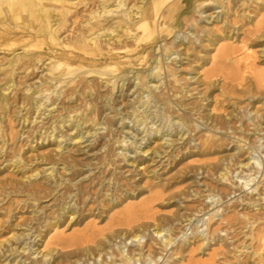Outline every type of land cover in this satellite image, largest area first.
Here are the masks:
<instances>
[{
    "label": "bare ground",
    "instance_id": "bare-ground-1",
    "mask_svg": "<svg viewBox=\"0 0 264 264\" xmlns=\"http://www.w3.org/2000/svg\"><path fill=\"white\" fill-rule=\"evenodd\" d=\"M235 2L256 6L257 13L243 12L242 17L262 31L256 46L262 47L264 56V0H0V169L6 161L3 172L21 175L19 180L0 179V204L12 199L7 214L0 213L4 218L0 238L13 233L0 241V264H139L142 260L149 264L158 256L157 249L172 251L170 258L184 259L205 245L212 248L210 239L215 241L217 234L232 229L241 217L253 226L248 213L232 207L224 216L225 210L217 207L199 221L206 238L198 236L176 246L177 235L169 228L181 220L182 211H192L183 215L191 221L187 218L193 210L173 200L182 196L186 200L192 187L195 196L213 200L218 185L229 190L235 184L264 200V180H258L264 176V156L260 155L264 143L248 142V125L237 140L215 132L228 131L231 123L238 122H234L236 111L251 105L237 100L238 93L259 96L257 103L262 107L249 111L254 112L253 131H258L261 118L264 124V68H256L257 53L249 51L237 59L231 47L236 41L226 43L233 39L229 30L233 27L230 18L237 14ZM210 10L215 12L205 16ZM214 24L226 29L211 33ZM191 27L197 41L210 42L206 59L190 68L199 75L211 63L198 79L202 93L198 88L189 91L188 81L194 77L187 80V68L179 73L176 67V54L188 60L201 57L202 51L185 41ZM248 73H254L256 93L251 86L240 89ZM122 105L125 112H121ZM229 107L232 110L226 114ZM175 115L180 122L172 119ZM199 121L209 126L196 134L199 148L186 147L192 142L187 139L184 147L176 149V143L186 141L187 132L199 128L190 124ZM114 127L119 138L117 134L107 143ZM232 142L236 147L226 158L227 165L223 158L198 166L186 163L195 155L215 156L216 161V155ZM157 158L163 170L168 169L166 173L152 168ZM234 166L238 167L232 170ZM89 167L98 171L80 182ZM237 169L241 171L234 175ZM199 170L217 175L218 183L205 180L206 190L193 183L187 191L177 190L189 180L190 172L197 175ZM146 194L137 203L131 202ZM12 195L24 199L17 203ZM52 196V205L42 206ZM22 203L29 217L19 223L13 219ZM175 206L177 212L170 219L158 215L159 208ZM89 218L106 221V225L85 223ZM82 223L84 228L66 234V227ZM23 226L26 229L20 232ZM152 227L158 242L144 241ZM258 235L264 245V233ZM24 253L27 257L22 261ZM259 256L264 259V253Z\"/></svg>",
    "mask_w": 264,
    "mask_h": 264
},
{
    "label": "rangeland",
    "instance_id": "rangeland-1",
    "mask_svg": "<svg viewBox=\"0 0 264 264\" xmlns=\"http://www.w3.org/2000/svg\"><path fill=\"white\" fill-rule=\"evenodd\" d=\"M234 4H236V6L234 7V10L237 12V14H233L231 12V14H233L232 18H230V23H231V27L229 32L231 33V35L233 36L232 41H227L226 43H233V41H236L234 44H231V47L236 50V57L237 59L243 57L246 53H248L249 51H251L252 53L255 52L256 54V58H255V64H256V68H264V56L261 55V51H262V47H258L256 46L257 43L259 42L257 40V36H259L262 31H258L255 27L254 24L251 23V20L242 17V13L243 12H252V14L257 13L256 10V6H253L251 8H248L247 6H241L240 3L237 4V2H235ZM215 11L210 10L207 11L205 16H208L211 13H214ZM216 15V13H215ZM205 25H207V23H205ZM212 26V25H211ZM223 24H214L212 26L213 30H211L210 32L212 33V31L214 33H219L220 31H222L223 29L226 28H222ZM186 30V29H185ZM190 32V33H189ZM264 32V31H263ZM192 33H195V29L194 28H190L189 31L186 32V39L185 41H187V43H189L188 41H191V43L193 44V47L197 48L198 51H202L201 57H199V55H197L196 57L192 56L191 59H186V57L184 55H182L181 57H178V54H176V61L177 63V69L178 72L181 73L183 70V67L187 68V72L188 75L186 77L187 80H189L191 77H194L192 80H189L188 82L191 84V86L189 87V91H192L195 88H198L199 92H203L204 87L201 85V83L199 82L200 80H198L200 78V76H203L202 73H204V70H208L211 67V63L208 64L205 68L201 69V72H199V75H196V71L191 70V66H193V68H197L198 64H200L202 61L200 60H205L207 57V53L210 50L208 46V41L206 39V42L204 41L203 43L200 42V40L197 41V36L192 35ZM263 42V41H261ZM222 44H224V42H222ZM181 49H178V52H180ZM214 54H216L214 52ZM192 61H195L192 63ZM203 70V71H202ZM253 74L248 73L247 77L249 76L247 81L242 82V86L240 87V89H243V87H249L251 86L254 90V93H256V85L255 83H253ZM204 77H201V79H203ZM220 78V77H219ZM215 80V79H214ZM219 80V79H217ZM250 80V81H249ZM252 84V85H250ZM239 89V91H240ZM264 91V89L262 90ZM194 94L197 93V91L193 92ZM132 93H129V95L131 96ZM246 94V93H245ZM245 94L243 95L242 93H238V95H236L237 100L242 101L243 104L245 103H251L250 106L245 107V109H241V110H237L235 113V121L238 120V122L236 124H230V128L228 129V131L224 132V131H215L218 137L221 136H226V139H234L237 140L239 138V134H241L242 131L245 132V129L247 128V125L250 126L251 132L249 134V137L251 138L250 144L254 143L257 145H260L261 143H264V124H263V118H261V124L258 126V131H253L255 129V126H253V119L254 117V112L249 114V111H253L254 109H260L262 107V103H257L259 96H256L254 98H249L248 95ZM13 96V94L11 95V97ZM180 97V95H179ZM196 97V95L194 96V98ZM201 97V94L200 96ZM193 100V97H190ZM262 99V97H260ZM186 100H188V98H186ZM264 101V100H263ZM254 105V106H253ZM232 110V107H229L228 111L226 112L229 113ZM25 112V111H24ZM121 112H125V108L124 105H122L121 107ZM245 113L247 114V116H244ZM262 113H264V108L262 110ZM112 114H110L111 116ZM175 115L172 117V119L176 120L177 122L178 119L176 118ZM260 118V117H259ZM196 119V118H194ZM257 120V119H255ZM233 122V123H234ZM196 124H198L199 128L194 132H192L191 130L189 132H187L186 136L184 137L186 141H181L176 143L175 148L177 149L178 147H184V144L187 143V141L189 139H191V144L186 146V147H193V145H196V150L197 148H199V142L196 141V139L198 138V136H196L197 133L202 134L205 129H208L209 126H205L204 122L199 121L193 124H190L191 128L193 126H195ZM27 125V124H26ZM151 127V125H150ZM155 128V127H154ZM234 128H240L237 129L235 131ZM185 131H188L187 128L184 129ZM183 130V131H184ZM118 129H116V127L113 128V133H111L110 136L106 137V142L110 143L113 142L114 138L116 137V135L118 134V138H119V133L117 132ZM180 131V129H179ZM103 132H107L106 130ZM124 132H128L127 130H125ZM235 132V133H234ZM129 133H132V131H130ZM146 134V133H145ZM145 134L141 135V136H137L136 140H139L140 138H142L143 136H145ZM125 134L123 133L122 136H124ZM235 137V138H234ZM26 139V135L23 136L21 138V141ZM188 139V140H187ZM26 143V142H25ZM24 143V144H25ZM29 144V143H28ZM26 144L25 146V151L28 149L29 145ZM87 144V143H86ZM84 144V145H86ZM243 144V143H242ZM117 146V145H116ZM236 147V143L232 142L227 148L224 147L222 150V154L220 155H216V161L213 160V157H209V158H204V157H200L198 155L192 156L191 158H189L186 163L193 165V166H198L204 162H218L221 158H223L224 160V164L227 165L228 161L226 160V158L234 153L233 148ZM51 149V148H50ZM106 149H103L102 152H105ZM42 152V151H40ZM44 152V150H43ZM23 153V151H22ZM260 155L264 156V150L263 152H260ZM247 157V156H246ZM151 158V155L148 156V159ZM167 158L163 159L162 161H165ZM264 159V158H263ZM4 159H2L3 162ZM160 158H157L155 163L152 164V168H155L159 174H164L168 171V169L166 171L163 170L161 162H159ZM1 162V160H0ZM7 162L5 161L3 163V165L1 166V171H0V179L1 178H15L17 180L21 179V175L17 174V175H12V170L10 171H6L3 172V168L6 166ZM229 166V165H228ZM49 167V166H46ZM62 167V166H60ZM238 166H234L231 169L233 170L234 168H237ZM92 167L89 168H85L84 170L87 171L89 170V172L86 174V178L81 179L80 182L84 181L85 179H88L89 176L94 175L95 172L98 171L97 170H92ZM127 169H124V171H126ZM241 169H237L236 172H234V175H238V173H240ZM12 172V173H11ZM245 173H247L248 171L244 170ZM11 173V174H10ZM127 176H131V173H127ZM240 175V174H239ZM261 177V175H260ZM140 178V176L136 177V180H138ZM188 178L189 180L180 188L177 189L179 191H183L186 190L187 188L191 186V184L193 183L192 186H196L197 188H200V190H206L205 187H203V183L205 180L207 181H212L213 183H218V178L217 175L215 176H210L209 173H203V170H199L198 174L195 175L193 172H190L188 174ZM237 179V177H234L232 179V182H234ZM260 182L262 180H264V176L258 179ZM199 185V186H197ZM261 187L263 186L262 184L260 185ZM218 187L220 189H215L213 192V196L214 197L213 200H209L208 198L205 199L204 198H199V196H195V192H194V187H192L190 189V196H188V198L185 200L184 197L182 196L181 199L177 198L174 199L173 202L177 203L178 205H180L182 208H185L186 205H188L192 210L193 213L191 214L190 217H188L187 219H191L190 220H186V218L183 217L184 214L189 215L192 211H182L180 213V219L181 220H176L173 223L169 224V228L171 229V231H173V234H176V238H175V245H179V244H183V243H188L189 241L193 242L195 240V238H197L198 236H201V238H206L205 235L203 234V230L205 229V226L203 227V223L199 222L203 217L207 218L211 213H213L217 207L218 208H223L225 211L223 212V215L226 216L228 213H231V208L232 207H236L238 212L240 213H248L253 221L254 224L251 227L250 224H247L246 220L244 218H240L239 221L234 225V227L232 229H229L227 232H220L219 235H216V240L213 241L212 238L210 239V247L205 245L204 250L202 251H197L196 254H194V256H189L188 254L185 256L184 259H180L177 256H174L173 258H170L172 255V251H163L162 249H157L158 251V256L157 257H152V263H150L149 261L146 263L149 264H262V262H264V259H262L261 256H259L260 254L263 255L264 253V245L259 241V233L263 232L264 233V210L262 208H259L258 210H256L255 205H260L262 207H264V200L260 199V197L258 196V193L256 195L251 196L247 191L243 190L242 188H237L234 186H230L229 190H225L223 189L222 185H218ZM260 187V189H261ZM176 190V191H177ZM259 191V190H258ZM260 193V192H259ZM62 191L60 192V194L58 195L59 197L61 196ZM210 193H206L205 195H209ZM13 198H16V201L18 203L19 200L24 199L23 196L21 195H12ZM149 194H146L140 198L131 200V202H138L140 201L142 198H146L148 197ZM219 198V199H218ZM1 199V198H0ZM76 199V198H74ZM205 199V200H204ZM215 199H218L219 201L214 204V205H210L208 203L213 202ZM204 200V202L202 201ZM12 201V199L9 201V198H7L3 203H1L0 205L3 206V209L0 211V213H6L7 214V210L6 208L10 205V202ZM8 202V203H7ZM54 202L53 196L47 198L46 200H44V202H42V206H46L49 205L51 206L52 203ZM15 206H17V204L15 203ZM19 208L16 210V218H14L13 220L22 223L25 218H28V209L27 207L24 206V204H20L18 206ZM50 208H48L49 210ZM121 209V208H120ZM195 209H197L195 211ZM203 209V210H202ZM31 211V209H29ZM199 210H202L200 212H197ZM158 215L160 216H166L170 219V214H174L177 212V206L175 207H170V208H159L158 209ZM49 212V211H48ZM205 215V216H204ZM94 218H89L85 223H94V221L97 222V224L99 225L98 227H104L106 224V221H99L98 219L93 220ZM172 219V218H171ZM4 218L3 216H0V221H3ZM184 221V222H181ZM215 221V220H214ZM85 223H82L81 225H77L74 226L72 228L66 227V234H71L74 230H79L84 228ZM187 225V226H186ZM184 227V229L181 231L182 227ZM20 229V228H19ZM22 230L20 232H22L23 230H25V226H23L21 228ZM153 227L151 228L150 231H147L145 233V237H144V241H148V242H153L154 239H156L158 241H160V238L156 237L155 232L153 231ZM253 230L254 235L251 236V231ZM29 231H27L28 233ZM163 234H167V233H163ZM185 234V235H184ZM13 235V233L11 234H7L4 238H0L1 240H4L6 238H9ZM170 235V234H167ZM165 239V237L163 238ZM223 242H219L221 240ZM32 241V239L30 240V242ZM119 241V240H118ZM158 244V243H157ZM13 247L15 248L16 245H13ZM157 248L159 247V245L156 246ZM35 249L37 247H34ZM33 248V249H34ZM216 251V252H215ZM254 251H257L259 253V255H254ZM116 252V251H115ZM117 253V252H116ZM213 254H216V256L214 257V259L211 260V257L213 256ZM10 253L7 255L9 256ZM17 255H20V253H17ZM41 255H39L40 257ZM14 256H11L9 259H12ZM23 259L22 261H24L27 257V253L23 254ZM30 261H27L26 264H28ZM6 262H4L5 264ZM145 264V261L142 260L139 264Z\"/></svg>",
    "mask_w": 264,
    "mask_h": 264
}]
</instances>
